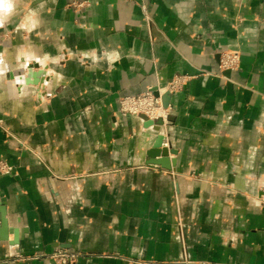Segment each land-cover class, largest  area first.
<instances>
[{
  "label": "crops",
  "instance_id": "0c3cea01",
  "mask_svg": "<svg viewBox=\"0 0 264 264\" xmlns=\"http://www.w3.org/2000/svg\"><path fill=\"white\" fill-rule=\"evenodd\" d=\"M3 164L0 264H264V0H0Z\"/></svg>",
  "mask_w": 264,
  "mask_h": 264
},
{
  "label": "built area",
  "instance_id": "2783aa9c",
  "mask_svg": "<svg viewBox=\"0 0 264 264\" xmlns=\"http://www.w3.org/2000/svg\"><path fill=\"white\" fill-rule=\"evenodd\" d=\"M79 7L82 4L77 5ZM239 64V58L232 52H223L219 61L221 70H236ZM189 77L179 76L172 80L166 91L169 93L180 90L188 81ZM158 96H155L153 89L139 95L123 96L119 98L116 106V112L123 116H140L146 117L147 121L153 125L157 120H161V127L166 126L169 122L170 108L164 107L161 100V92L157 90ZM10 168L4 164L0 166V172L8 173ZM56 264H76L79 254L69 250L58 249L50 256Z\"/></svg>",
  "mask_w": 264,
  "mask_h": 264
},
{
  "label": "water",
  "instance_id": "95a60500",
  "mask_svg": "<svg viewBox=\"0 0 264 264\" xmlns=\"http://www.w3.org/2000/svg\"><path fill=\"white\" fill-rule=\"evenodd\" d=\"M33 67V66H32ZM34 68H38L37 65L35 64ZM153 93L155 96H158L157 90H153ZM163 106L166 107L168 105V100H169V94L164 93L161 96ZM148 126L150 123L147 121L146 117L143 115L139 116ZM161 120H157L153 125L152 128L154 131L158 133L152 148L148 151L147 155L149 157V163L152 165L160 166L163 169L167 170H172L174 167V161L170 159V154H175L173 150L167 148L166 146H163L165 137L163 134L160 132L161 131Z\"/></svg>",
  "mask_w": 264,
  "mask_h": 264
},
{
  "label": "bare ground",
  "instance_id": "6f19581e",
  "mask_svg": "<svg viewBox=\"0 0 264 264\" xmlns=\"http://www.w3.org/2000/svg\"><path fill=\"white\" fill-rule=\"evenodd\" d=\"M29 76H30V74H29ZM31 77V76H30Z\"/></svg>",
  "mask_w": 264,
  "mask_h": 264
}]
</instances>
